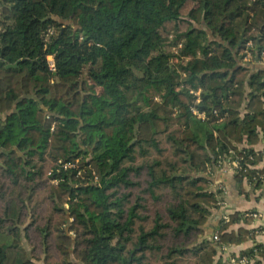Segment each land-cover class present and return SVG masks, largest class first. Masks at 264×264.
I'll return each mask as SVG.
<instances>
[{"label":"trees","instance_id":"obj_1","mask_svg":"<svg viewBox=\"0 0 264 264\" xmlns=\"http://www.w3.org/2000/svg\"><path fill=\"white\" fill-rule=\"evenodd\" d=\"M250 41L264 0H0V264H214L210 166L264 181ZM243 215L222 242L254 236Z\"/></svg>","mask_w":264,"mask_h":264},{"label":"crops","instance_id":"obj_2","mask_svg":"<svg viewBox=\"0 0 264 264\" xmlns=\"http://www.w3.org/2000/svg\"><path fill=\"white\" fill-rule=\"evenodd\" d=\"M252 62V66L264 67V63L259 60H249ZM254 149L262 156L261 160L255 165L258 169L264 168V132L261 133L260 141L254 146ZM264 178V176H263ZM211 179H212V189L219 190L220 186H224L227 190V207L220 208L215 206L211 209V214L208 221L204 225L205 236L211 237L222 220L224 212L229 214L236 211L242 212L244 217H247V213L250 211H258L264 214V181L262 183L252 184L247 179L243 181V189L239 187L236 180V174L231 172L226 168L217 167V163L211 165ZM250 218V217H248ZM245 219V218H244ZM243 218L239 221L234 222L231 227L238 229L240 227H245L251 229L255 227L254 220H244ZM252 219V218H251ZM261 220V222H263ZM256 243L264 244V234L255 235L251 238L240 243L233 244V253L240 255L243 251L251 249Z\"/></svg>","mask_w":264,"mask_h":264},{"label":"built area","instance_id":"obj_3","mask_svg":"<svg viewBox=\"0 0 264 264\" xmlns=\"http://www.w3.org/2000/svg\"><path fill=\"white\" fill-rule=\"evenodd\" d=\"M52 32V31H51ZM250 47H253V42L250 41L247 44V48L245 50V61H249L253 59V53L250 49ZM175 49V48H173ZM259 61H262L264 63V51H262L261 56L258 58ZM49 67L51 70H55V61L54 56L51 55L48 57ZM199 93V92H197ZM195 112H197L195 110ZM230 154L234 155V150L230 149ZM250 159H253L254 157L252 155L249 156ZM244 157L243 156H229L228 158L226 156H223L219 158L217 161V167L219 168H226L230 170L231 172H234L235 174L245 170V165L243 164ZM248 164V165H247ZM76 165L74 163H67L64 165L65 168H72ZM252 167V164L249 162L246 163V167ZM211 167V166H210ZM211 170V168H210ZM263 177V176H262ZM227 190L224 186L219 187V194L217 195V206L220 208L227 207ZM252 220H254L253 223H255V227L251 228L253 231V235H261L264 234V221L261 222V220L264 219V214L258 211H251L247 214ZM222 219L224 222H229L231 220L230 214L228 212H224ZM213 241L215 242V246L217 248V255L216 259L214 260V264H217L219 260H221L224 264H254L256 258L248 257L246 255H237L234 254L233 244L229 242H222L221 238L219 236V231L216 230L215 233L212 235ZM257 251V250H255Z\"/></svg>","mask_w":264,"mask_h":264},{"label":"rangeland","instance_id":"obj_4","mask_svg":"<svg viewBox=\"0 0 264 264\" xmlns=\"http://www.w3.org/2000/svg\"><path fill=\"white\" fill-rule=\"evenodd\" d=\"M193 5H194L193 1H188L186 6L182 9V13L186 14ZM154 95H158V94L154 90H151L149 93V96H154ZM141 103H142V101H141Z\"/></svg>","mask_w":264,"mask_h":264},{"label":"water","instance_id":"obj_5","mask_svg":"<svg viewBox=\"0 0 264 264\" xmlns=\"http://www.w3.org/2000/svg\"><path fill=\"white\" fill-rule=\"evenodd\" d=\"M243 39L241 40L240 44L242 43Z\"/></svg>","mask_w":264,"mask_h":264}]
</instances>
